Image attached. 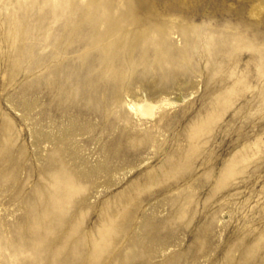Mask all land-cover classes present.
Returning a JSON list of instances; mask_svg holds the SVG:
<instances>
[{
	"label": "rangeland",
	"instance_id": "374dc122",
	"mask_svg": "<svg viewBox=\"0 0 264 264\" xmlns=\"http://www.w3.org/2000/svg\"><path fill=\"white\" fill-rule=\"evenodd\" d=\"M0 264H264V0H0Z\"/></svg>",
	"mask_w": 264,
	"mask_h": 264
},
{
	"label": "bare ground",
	"instance_id": "6f19581e",
	"mask_svg": "<svg viewBox=\"0 0 264 264\" xmlns=\"http://www.w3.org/2000/svg\"><path fill=\"white\" fill-rule=\"evenodd\" d=\"M153 105L152 104H150V103H146V104H143V105H141V109L145 112V113H147L148 115H150L151 114V112H152V110H153Z\"/></svg>",
	"mask_w": 264,
	"mask_h": 264
}]
</instances>
